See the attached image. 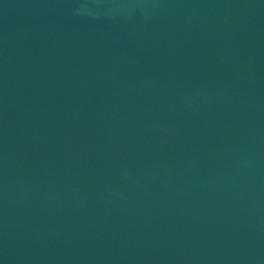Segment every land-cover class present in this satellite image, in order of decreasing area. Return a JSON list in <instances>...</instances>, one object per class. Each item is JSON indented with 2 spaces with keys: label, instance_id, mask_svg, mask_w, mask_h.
I'll list each match as a JSON object with an SVG mask.
<instances>
[{
  "label": "water",
  "instance_id": "water-1",
  "mask_svg": "<svg viewBox=\"0 0 264 264\" xmlns=\"http://www.w3.org/2000/svg\"><path fill=\"white\" fill-rule=\"evenodd\" d=\"M0 264H264V0H0Z\"/></svg>",
  "mask_w": 264,
  "mask_h": 264
}]
</instances>
